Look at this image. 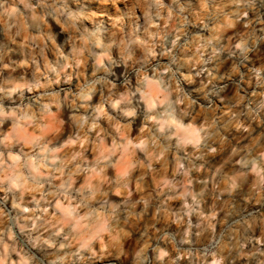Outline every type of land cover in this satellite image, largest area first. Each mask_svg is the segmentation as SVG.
<instances>
[{"label":"clouds","instance_id":"obj_1","mask_svg":"<svg viewBox=\"0 0 264 264\" xmlns=\"http://www.w3.org/2000/svg\"><path fill=\"white\" fill-rule=\"evenodd\" d=\"M0 264H264V0H0Z\"/></svg>","mask_w":264,"mask_h":264}]
</instances>
